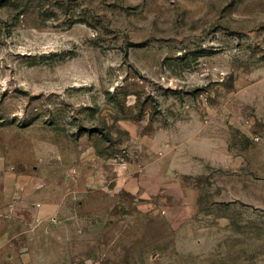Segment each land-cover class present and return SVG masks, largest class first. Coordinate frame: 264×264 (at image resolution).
Wrapping results in <instances>:
<instances>
[{
	"label": "rangeland",
	"instance_id": "rangeland-1",
	"mask_svg": "<svg viewBox=\"0 0 264 264\" xmlns=\"http://www.w3.org/2000/svg\"><path fill=\"white\" fill-rule=\"evenodd\" d=\"M1 170L49 264H264V0H0Z\"/></svg>",
	"mask_w": 264,
	"mask_h": 264
},
{
	"label": "crops",
	"instance_id": "crops-1",
	"mask_svg": "<svg viewBox=\"0 0 264 264\" xmlns=\"http://www.w3.org/2000/svg\"><path fill=\"white\" fill-rule=\"evenodd\" d=\"M6 174L0 171V264H49L46 259L50 256L51 247L46 245V241L51 240V235L39 228L59 224L62 205L58 202L32 205L31 196L37 189L35 180L28 181L27 176L16 173ZM98 176H88L86 185L89 182L91 188L97 189L112 186L104 184V176L101 175V181ZM118 180L125 185L126 175H120ZM130 183L131 179L127 181V188L131 187Z\"/></svg>",
	"mask_w": 264,
	"mask_h": 264
}]
</instances>
